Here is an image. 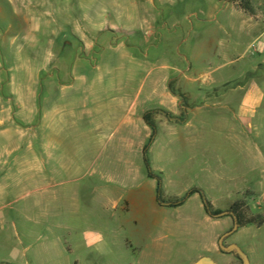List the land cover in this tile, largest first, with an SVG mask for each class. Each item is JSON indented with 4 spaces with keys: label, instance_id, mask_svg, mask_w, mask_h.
Wrapping results in <instances>:
<instances>
[{
    "label": "rangeland",
    "instance_id": "obj_1",
    "mask_svg": "<svg viewBox=\"0 0 264 264\" xmlns=\"http://www.w3.org/2000/svg\"><path fill=\"white\" fill-rule=\"evenodd\" d=\"M26 2L0 0L13 20L29 21L0 26V262L195 264L209 257L217 264H242L218 245L234 219L212 217L235 209L243 226L226 245H238L251 264H264V99L243 122L237 113L243 94L232 91L258 62V56H245L257 37L226 36L222 23L225 8L239 2ZM81 18L97 30L95 53L88 56L66 33L67 24ZM145 21L154 23L155 36L146 34ZM204 41L211 53L195 52ZM164 66L181 67L195 79L197 108L190 145L182 139L168 151L160 144L148 152L150 168L162 169L153 172L162 188L155 203L145 163L133 182L123 168L105 167L115 158L117 138L110 129L98 133L100 117L92 120L87 112L97 98L114 99L121 84H130L132 99L141 104L146 73ZM213 81L224 107L219 91L217 99L203 98ZM100 87L106 92L98 94ZM115 175L122 185L113 184ZM195 185L212 216L199 195H190L199 190ZM131 187L140 193L132 207L126 203Z\"/></svg>",
    "mask_w": 264,
    "mask_h": 264
},
{
    "label": "crops",
    "instance_id": "obj_2",
    "mask_svg": "<svg viewBox=\"0 0 264 264\" xmlns=\"http://www.w3.org/2000/svg\"><path fill=\"white\" fill-rule=\"evenodd\" d=\"M14 1L26 2L27 0ZM148 1L152 6L156 5L155 0ZM162 1L163 0H158L160 3ZM25 4H27V2ZM29 8L30 6L27 4V9ZM15 21L23 26L29 25L27 18L24 17L20 18V20H13L11 15L5 12L2 6H0V26H7L10 28L13 25L12 22ZM147 22L148 21H145L147 24L146 34L149 37L155 36L157 32L154 30V23ZM222 23L224 27V35L231 36V34H235L239 38L256 36L257 39H255L252 45L257 43L261 44L260 53L258 54V62L251 67L250 71L243 75V78L239 80L242 81L236 85V89L232 90L236 91V93L240 92L243 94L237 113L239 114L240 121L244 122L245 119L255 116L261 101L264 99V0H244L243 7L235 5L234 8H229L227 6L224 10V20ZM67 26L70 29L66 31V33L83 45V53L86 56L95 53V44L97 42V35L95 33L97 30H95V24L87 18H81L77 19V22L67 24ZM71 27H73V29ZM203 33L205 36L210 35V32L207 31H204ZM202 43L203 44L201 45L195 46L194 51L196 52L199 49L200 51L208 52V54L211 53L212 49L211 45L208 44V41ZM249 48L245 53V56L247 57ZM109 50L112 49L109 48ZM155 50V56L158 58V47H156ZM128 58H130L129 61L133 62L134 59H132L133 57L131 55H128ZM146 58V60H148L149 57ZM136 72L137 68L128 71L130 75L135 74ZM145 80L146 87L143 88L142 92L145 94V99L141 104L132 99V86L130 84H121L118 85L119 94L114 99L106 101L104 99L98 100L99 98H97V100H93L92 102V111L87 112L92 117V120H98V117H100L99 119L102 122L98 120V125H96L98 133L110 129L111 137L117 138L115 146L112 148L115 158L109 160L105 167L107 169H118L119 171L123 168V176H128V182H133L131 179L137 178L138 176L141 177L139 175L141 174L139 171L140 162H143L144 165V151L152 135V130L145 122V116L147 114L158 112V114L153 117L157 127V137L151 145L149 153L152 152L155 146L160 144H162L164 150L168 151L174 147L177 142H181L182 139L186 146L190 145L189 138L195 128V112L197 105L195 102L196 96L192 89V85L195 83L193 77H190L186 71L181 69V67L169 69V67L164 66L160 70L150 69L146 73ZM95 86L96 85H94L93 88ZM221 86L225 87V89L228 87V85H224V82ZM172 89L177 95H174L171 92ZM219 89L220 88H217L213 81L210 90L203 98L206 102L213 98L217 99L218 97L216 93L219 91L218 93L223 100L221 105L224 107V94L223 92L220 93ZM97 91L98 94L106 92L102 87ZM178 95L183 96L184 99H181ZM94 96H97L96 92L94 93ZM225 99L227 111L231 113L230 105L232 100H228V97ZM214 102L212 104L213 107H215ZM105 114L107 116H103ZM166 114H169L171 118H168ZM182 115H184L183 118ZM0 119V127H3L4 119L3 117H0ZM223 123L224 119L222 121V124ZM151 170L155 174L160 175V170L162 169L151 167ZM113 178V184L117 186L119 183L117 182L116 175ZM145 180L147 181V185H152L153 183L155 190V203H157L158 194L156 191V181L149 180L147 176H145ZM122 184L123 181L119 185ZM131 188V196L133 195V198L136 195V199L133 200L130 198V201H126L130 207L135 206L140 197V193L136 191L134 192L133 187ZM195 188H198L199 191L204 193L200 186L195 185L192 189ZM107 195L108 198L111 197L110 192H108ZM196 196H198V194L193 198ZM0 264L10 263L0 262Z\"/></svg>",
    "mask_w": 264,
    "mask_h": 264
},
{
    "label": "trees",
    "instance_id": "obj_3",
    "mask_svg": "<svg viewBox=\"0 0 264 264\" xmlns=\"http://www.w3.org/2000/svg\"><path fill=\"white\" fill-rule=\"evenodd\" d=\"M239 3L238 5H240V7H243L244 5V0H237ZM171 92L174 94V95H177L176 92L172 89ZM181 99H184L183 96L181 95H178ZM158 114V112H152V113H149L145 116V122L146 124L150 127V129L152 130V135H151V138L146 146V149L144 151V163H145V167H146V171H147V177L149 180H154L156 181L157 183V194H158V201L160 203L161 201V196H162V188H161V180L159 178V176H156L153 171L151 170L150 166H149V162H148V152H149V149L151 147V145L154 143L155 141V138H156V134H157V127L155 125V122L153 120V117ZM166 116L168 118H171V116L169 114H166ZM198 194L202 201H203V204H204V207H205V210L206 212L209 214H213V209L211 207V205L204 199V195L201 191L199 190H196V191H192L190 193V195H196ZM184 202V200H182L181 202H179L178 204L175 205L176 208H178L179 206H181V204ZM233 211V214L234 216L236 217V219L238 220V223L239 225L242 227L243 226V222L241 221V218L239 217L238 213L236 212V210L232 209Z\"/></svg>",
    "mask_w": 264,
    "mask_h": 264
},
{
    "label": "water",
    "instance_id": "obj_4",
    "mask_svg": "<svg viewBox=\"0 0 264 264\" xmlns=\"http://www.w3.org/2000/svg\"><path fill=\"white\" fill-rule=\"evenodd\" d=\"M209 215L212 216V214L210 213ZM228 216H231L234 219V228L219 240V243H218L219 248L223 253L234 256L242 264H251L248 255L239 246L237 245L225 246L226 240L229 237H232L233 235H235L238 229L240 228L238 220L236 219L234 214L227 212V213H223L218 216H212V217L215 219H221L223 217H228ZM195 264H217V263L209 257H204V258H201L199 261H197Z\"/></svg>",
    "mask_w": 264,
    "mask_h": 264
},
{
    "label": "built area",
    "instance_id": "obj_5",
    "mask_svg": "<svg viewBox=\"0 0 264 264\" xmlns=\"http://www.w3.org/2000/svg\"><path fill=\"white\" fill-rule=\"evenodd\" d=\"M260 43L253 44L248 50V57L255 58L260 53Z\"/></svg>",
    "mask_w": 264,
    "mask_h": 264
},
{
    "label": "flooded vegetation",
    "instance_id": "obj_6",
    "mask_svg": "<svg viewBox=\"0 0 264 264\" xmlns=\"http://www.w3.org/2000/svg\"><path fill=\"white\" fill-rule=\"evenodd\" d=\"M162 205H165V206H167V207H168V205L171 206V204H167V205H166V204H162ZM175 205H176V204H174V206H175ZM233 236H234V235H233ZM231 245H236V244L226 245V243H225V246H231ZM237 246H238V245H237Z\"/></svg>",
    "mask_w": 264,
    "mask_h": 264
}]
</instances>
